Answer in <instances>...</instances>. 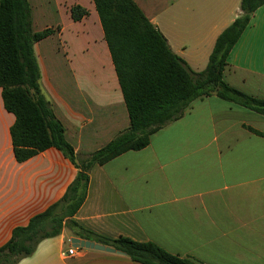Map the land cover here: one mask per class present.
<instances>
[{
    "label": "crops",
    "instance_id": "0c3cea01",
    "mask_svg": "<svg viewBox=\"0 0 264 264\" xmlns=\"http://www.w3.org/2000/svg\"><path fill=\"white\" fill-rule=\"evenodd\" d=\"M28 1L33 32L51 31L34 44L41 93L67 142L88 157L130 128L95 3ZM241 1L134 0L195 73L207 68ZM75 7L88 14L74 20ZM223 75L230 87L264 100V4L231 51ZM15 121L0 88V248L14 229L59 202L78 173L55 148L18 162ZM89 177L87 198L74 220L95 235L152 242L201 264H264V115L216 95L198 98L180 119L153 134L146 148L96 165ZM72 238L77 237L64 230L17 264H141L118 251L76 247ZM71 247L74 256L67 254Z\"/></svg>",
    "mask_w": 264,
    "mask_h": 264
},
{
    "label": "trees",
    "instance_id": "16d2710c",
    "mask_svg": "<svg viewBox=\"0 0 264 264\" xmlns=\"http://www.w3.org/2000/svg\"><path fill=\"white\" fill-rule=\"evenodd\" d=\"M99 14L130 117V128L104 148L80 157L67 142L65 129L40 90L34 44L50 30L34 33L28 0H0V88L5 108L12 113L14 154L18 162L55 148L77 168L65 196L25 227H17L0 248V264H17L32 256L41 242L68 230L73 236L111 247L141 264H201L173 255L152 242L107 239L85 230L74 217L84 204L89 174L128 152L150 144L161 128L180 119L193 101L211 95L264 115V100L230 87L224 81L228 58L264 0H242L237 19L218 37L207 68L193 72L171 50L161 32L134 0H93ZM88 12L72 9L74 20ZM257 134V131L249 128Z\"/></svg>",
    "mask_w": 264,
    "mask_h": 264
},
{
    "label": "water",
    "instance_id": "95a60500",
    "mask_svg": "<svg viewBox=\"0 0 264 264\" xmlns=\"http://www.w3.org/2000/svg\"><path fill=\"white\" fill-rule=\"evenodd\" d=\"M71 243L76 246V247H82V248H92L95 250H101V251H106V252H111V253H116L117 251L111 247H106L104 245L101 244H96L94 242L91 241H85V240H81L78 238H72L71 239Z\"/></svg>",
    "mask_w": 264,
    "mask_h": 264
},
{
    "label": "built area",
    "instance_id": "2783aa9c",
    "mask_svg": "<svg viewBox=\"0 0 264 264\" xmlns=\"http://www.w3.org/2000/svg\"><path fill=\"white\" fill-rule=\"evenodd\" d=\"M67 254L69 256H74L75 255V248L71 247L68 251H67Z\"/></svg>",
    "mask_w": 264,
    "mask_h": 264
}]
</instances>
